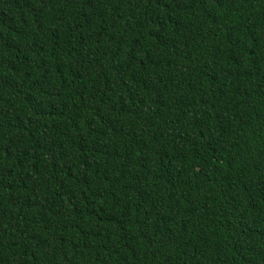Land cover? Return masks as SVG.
<instances>
[{
    "label": "trees",
    "instance_id": "16d2710c",
    "mask_svg": "<svg viewBox=\"0 0 264 264\" xmlns=\"http://www.w3.org/2000/svg\"><path fill=\"white\" fill-rule=\"evenodd\" d=\"M0 264H264V0H0Z\"/></svg>",
    "mask_w": 264,
    "mask_h": 264
}]
</instances>
